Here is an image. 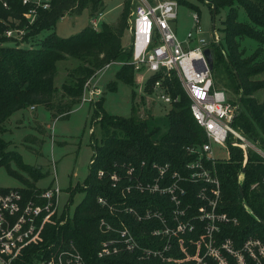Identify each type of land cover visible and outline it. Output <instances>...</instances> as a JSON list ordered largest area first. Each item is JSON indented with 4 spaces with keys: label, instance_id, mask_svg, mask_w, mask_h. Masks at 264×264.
Wrapping results in <instances>:
<instances>
[{
    "label": "trees",
    "instance_id": "obj_1",
    "mask_svg": "<svg viewBox=\"0 0 264 264\" xmlns=\"http://www.w3.org/2000/svg\"><path fill=\"white\" fill-rule=\"evenodd\" d=\"M178 1L180 3L181 0ZM202 1L210 6L213 17V4L217 6V14L221 10L227 11L222 22L225 37L211 44L215 53L213 75L217 70L222 84L237 95L235 100L228 96L238 105L233 125L264 150V101L255 96L264 88V77H261L264 75V0ZM123 6L116 25L104 22L101 27L95 28L90 24L70 37H60L52 32L40 38L38 44L23 47L22 41L29 42L37 39L44 30H53L67 13H80L89 8L91 16L97 17L103 12L105 1L52 0L50 8H36L34 21L30 23L24 13L33 9L34 4H24L23 0H0V166L5 165L10 174L19 175L11 168V162L16 161L20 169L30 173L35 181L43 176L39 168L25 163L17 150L9 149V141L3 137L7 122L15 111L43 105L55 116L67 115L83 101L87 82L114 62L122 63L117 72L119 81L132 85L136 83L135 68L129 63L133 56L132 46L123 45L124 33L130 29L129 18L134 5L131 0H125ZM10 29H24L25 34L21 38L9 37L6 32ZM246 40L252 41L255 46L250 54L243 46ZM70 57L78 64L57 86L58 62ZM161 75L155 74L147 79V92H153L154 82L162 78ZM164 85L173 100L166 114L168 130L162 135H159L160 128L156 127L159 125L152 122L153 116L138 115L134 104L135 92L130 117L108 113L102 98L93 102L94 122L100 124L101 136L97 138L92 131L94 157L90 172L87 180L72 192V196L77 191H83L85 195L72 216L68 203L57 221L47 225L43 241L25 249L14 264H40L70 243L80 250L86 264H168L158 259L140 260L136 253L129 252L107 258L98 256L102 242L110 236L100 229L101 218L118 223L111 212L99 204L98 198L103 196L112 203L122 202V189L129 184L122 179L119 184L113 185L110 175L117 171V166L140 165L145 161L148 171H153V163H169L172 171L182 170L193 158L186 147L206 141L204 128L192 113L191 99L176 71L166 74ZM111 86L115 88L116 84ZM230 148L231 157L218 159L215 168L222 188L220 211L237 218L238 222L223 224L221 236L232 238L240 247L249 237L264 240V159L255 150L249 149L244 165L243 150ZM100 170L105 171V176H99ZM120 172L124 174V171ZM241 172H244L242 181L239 180ZM26 182L25 186L14 187L26 197L42 189L35 182ZM255 184L257 186L254 187ZM10 188L0 187V191ZM161 200L158 195L134 193V198L128 199L127 203L143 209L159 207ZM68 213L67 220L61 223ZM122 219L131 226L142 245L160 243L148 232L156 224L139 223L127 215H122Z\"/></svg>",
    "mask_w": 264,
    "mask_h": 264
},
{
    "label": "built area",
    "instance_id": "obj_2",
    "mask_svg": "<svg viewBox=\"0 0 264 264\" xmlns=\"http://www.w3.org/2000/svg\"><path fill=\"white\" fill-rule=\"evenodd\" d=\"M51 2L23 0L24 4H34L33 9L24 13L25 17L32 23L36 8L48 9ZM4 4L7 6L6 2ZM178 7V0H139L130 26L133 56L129 63L141 74L139 80L144 85L150 76L162 73V78L154 82L153 92L166 103L173 99L164 79L166 74L176 71L191 99L192 113L204 128L206 141L186 147L193 158L182 170L172 171L169 163H153L154 172L148 171L145 161L140 165L117 166V171L110 175L113 185L122 179L129 184L122 189V202L112 203L103 196L98 198L99 204L118 220L114 223L101 218L100 229L110 236L102 242L98 256L107 258L129 252L136 253L140 260L158 259L168 264H264L263 239L249 237L237 247L232 238L221 236L223 224H236L238 220L220 211L222 188L215 168V162L223 158L217 155V146L221 151L228 149L227 159L231 157V146L241 148L244 165L249 149L263 159L264 150L233 125L238 105L229 100L224 89L214 86L213 69L205 49L218 43L220 36L214 30L212 38L207 39L201 36L199 27L195 32H188L185 40H180L172 26V21L178 17ZM193 17L198 25L199 13H194ZM92 24L98 28L96 19ZM24 34V29L6 32L9 37L21 38ZM144 73L149 76L146 78ZM90 80L86 86H90ZM91 94L94 100L99 91L92 89ZM98 174L103 177L105 171L100 170ZM243 178L244 172H241L239 180ZM134 193L158 195L162 200L159 207L139 209L127 203L134 198ZM60 195L59 187L42 188L31 197L14 187L0 191V264H14L25 249L43 241L47 225L55 223L66 208L60 209ZM122 215L131 216L139 223L156 224L148 232L160 243L142 245ZM68 216L69 213L61 223ZM40 264H86V261L74 243H70Z\"/></svg>",
    "mask_w": 264,
    "mask_h": 264
},
{
    "label": "rangeland",
    "instance_id": "obj_3",
    "mask_svg": "<svg viewBox=\"0 0 264 264\" xmlns=\"http://www.w3.org/2000/svg\"><path fill=\"white\" fill-rule=\"evenodd\" d=\"M105 7L101 14L92 17L89 8L80 13H67L57 22L53 30H44L37 39L29 42H21V46L28 47L38 44L39 39L55 32L60 37H70L76 35L87 25L92 24L94 18L97 25L102 23L116 25L121 18L125 0H104ZM134 5L129 18V28L132 24L133 11L139 0H131ZM154 2L156 0H149ZM194 13H199L200 22L197 25L193 17ZM227 11L221 10L214 17L210 6L202 0H181L178 7V18L172 21L176 35L180 40H185L188 32L201 28V36L211 39L214 30L220 36L225 37L222 30L223 20ZM215 26V28H214ZM19 38V37H18ZM132 32L127 29L123 36V45L128 47L132 44ZM246 53L254 51V44L250 40L243 42ZM78 61L74 58H67L58 62V72L55 83L60 86L66 74L76 65ZM120 63L114 62L102 69L90 80V86L85 87L84 98L78 106L67 115H53L43 105L35 108L26 107L15 111L7 122V130L3 137L9 141V149L17 150L25 163L37 167L43 173L38 181L32 178L31 174L20 169L16 161L11 162V168L19 175H12L5 165L0 166V187L25 186L26 181L35 182L37 187H59L60 209L68 203L70 205V216L75 212L76 206L83 199L85 192L77 191L72 196V192L78 185L83 184L89 175L94 148L92 145V131L100 139V124L94 122V101L101 98L104 101V108L113 115L130 117L132 114L133 93H136L134 104L141 117L153 116L152 122L160 128L159 135L168 130L166 114L171 104L159 99L155 92H147L144 82L139 80L140 73L136 72V83L134 85L119 81L117 72L120 70ZM145 74V73H144ZM146 78L148 73L144 75ZM219 72L214 70V81L217 88H223L228 96L235 100L237 95L227 89L222 84ZM261 77H264L262 75ZM112 84H116L113 88ZM97 89L99 94L92 100L91 90ZM255 96L259 101H264V88L259 90ZM234 103V102H233ZM218 156L226 158L228 149H221L217 146ZM28 179V180H26Z\"/></svg>",
    "mask_w": 264,
    "mask_h": 264
},
{
    "label": "water",
    "instance_id": "obj_4",
    "mask_svg": "<svg viewBox=\"0 0 264 264\" xmlns=\"http://www.w3.org/2000/svg\"><path fill=\"white\" fill-rule=\"evenodd\" d=\"M213 14H214V20L216 18V15H217V6L215 4H213ZM215 28V26H214ZM205 53L208 57V61H209V64H210V67L213 69L214 68V61H215V53H214V49L212 47H208L205 49ZM245 171V169H244ZM240 192H241V196L243 197L244 196V191H243V188L241 187L240 189Z\"/></svg>",
    "mask_w": 264,
    "mask_h": 264
},
{
    "label": "crops",
    "instance_id": "obj_5",
    "mask_svg": "<svg viewBox=\"0 0 264 264\" xmlns=\"http://www.w3.org/2000/svg\"><path fill=\"white\" fill-rule=\"evenodd\" d=\"M155 2V1H154ZM178 18V17H177ZM95 19V18H94ZM99 27V26H98ZM36 109V107H34ZM16 187H20V186H16Z\"/></svg>",
    "mask_w": 264,
    "mask_h": 264
}]
</instances>
